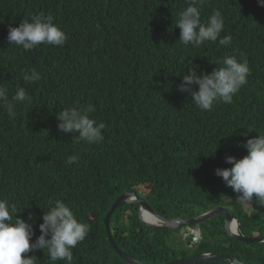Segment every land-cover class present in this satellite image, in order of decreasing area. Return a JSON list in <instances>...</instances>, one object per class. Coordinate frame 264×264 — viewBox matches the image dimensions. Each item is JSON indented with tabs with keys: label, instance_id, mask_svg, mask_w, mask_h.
<instances>
[{
	"label": "trees",
	"instance_id": "16d2710c",
	"mask_svg": "<svg viewBox=\"0 0 264 264\" xmlns=\"http://www.w3.org/2000/svg\"><path fill=\"white\" fill-rule=\"evenodd\" d=\"M202 5L203 11L216 9L224 16L221 37H232L227 47L218 41L187 48L179 43L175 13L186 7L185 0H0V85L7 87L9 99L19 87L31 97V103L17 104L15 117L0 101V199L15 205L14 220L32 225L30 243L41 234L49 202L61 200L78 221L90 225L72 250V264H127L108 243L104 219L121 194L139 195V190L167 219L230 207L241 234L264 235V207L254 200L255 208L244 205L245 211L236 202L238 194L216 175L217 169L231 167L227 156L247 155L240 145L264 132V7L258 0H204ZM41 12L67 34L66 44L30 51L9 44V26ZM241 53L250 74L231 104L203 111L192 101L196 84L180 90L184 76L210 74L224 56L239 59ZM30 68L40 72L39 81L23 80ZM77 103L93 106L90 118L105 124L101 142L86 144L76 139L78 133L58 128V113ZM73 154L80 159L66 164ZM184 228L145 227L137 204L118 207L110 219L115 244L141 264H165L195 248L264 264V243L230 238L223 217L200 226L199 245L193 243L195 235L188 241L178 235ZM191 228L197 227H186ZM247 249L257 250L260 261L250 262L253 253H243ZM24 255L51 264L46 251Z\"/></svg>",
	"mask_w": 264,
	"mask_h": 264
},
{
	"label": "clouds",
	"instance_id": "9594fccd",
	"mask_svg": "<svg viewBox=\"0 0 264 264\" xmlns=\"http://www.w3.org/2000/svg\"><path fill=\"white\" fill-rule=\"evenodd\" d=\"M203 2L204 0H185L186 7L175 13L178 17L175 26L180 29L179 43L187 48L189 44L199 47L205 42L218 41L220 47H227L232 37L228 34L221 37L225 28L224 16L216 9L212 12L203 11ZM258 4L264 7V0H258ZM7 40L11 45L30 51L42 44L63 47L68 36L53 23L50 15L41 12L21 21L19 26L10 25ZM29 71L31 75L27 72L22 75L25 82L35 83L41 79L40 72L35 68H30ZM249 74L248 61L242 53L239 59L237 55H227L223 57L221 66L210 74L197 76L190 73L184 76L180 90H188L193 83L196 84L198 90L192 92L194 105L200 110L211 111L217 103L231 104L234 96L246 85ZM0 101H6L7 114L15 117L17 104L31 103V97L24 87H19L9 99L7 87L0 85ZM93 111L91 105L82 106L77 103L68 107L57 115V119L61 121L58 128L64 132L78 133L76 139L86 144L99 143L103 139L102 130L105 124L90 118L89 114ZM240 146L246 148L247 155L239 159L227 156L226 163L231 167L217 169L216 175L238 194L236 202L255 208L253 205L255 200L264 207V132H258L255 137L248 138ZM79 159V154L70 155L66 159V164L71 165ZM16 211L15 205H10L6 198L0 199V264H36L37 259L34 256L22 257V254L32 252L34 249L46 251L51 264H57L58 261L72 264V250L85 240L90 225L78 221L74 211L63 201H50L48 210L42 217L43 223L39 225L41 234L35 242L30 243L33 235L32 225L23 219L14 220L13 213ZM184 229L181 230V235L186 238L191 235L192 228ZM199 234V239L197 236L193 237L194 245L201 242V230ZM234 260L236 264L242 262L237 257Z\"/></svg>",
	"mask_w": 264,
	"mask_h": 264
},
{
	"label": "water",
	"instance_id": "95a60500",
	"mask_svg": "<svg viewBox=\"0 0 264 264\" xmlns=\"http://www.w3.org/2000/svg\"><path fill=\"white\" fill-rule=\"evenodd\" d=\"M128 204H137L138 205V212H139V218L140 221L143 223L145 227L148 228H163L162 230H176L180 229L182 227H188V226H197L201 223H204L206 221L211 220L214 217L223 216L225 218L224 221V229L228 236L235 238L239 241L245 242V243H263L264 242V235L260 237H254V238H246L245 236H242L240 234L236 233L237 226L234 223V219L228 214V212L225 210L224 207H217L213 210H210L208 212H205L197 217L191 218V219H167L163 217L162 215H159L153 207H151L148 203V201L141 196H139L135 192H125L121 194L117 198V200L113 203L111 206L109 212L105 216V225H106V233L108 237V243L113 247L115 252L119 255L121 259L127 264H141L140 262L134 260L130 256L126 255L124 252H122L117 245L115 244L111 234H110V218L113 212L116 208L119 206H124ZM142 212H147L148 214H151L154 218H156V222L146 221L142 218ZM235 225V232L231 229V225ZM159 225V226H157ZM189 232V231H188ZM190 234H194L199 239L200 234L199 232L193 233L190 231ZM231 260V264H236V261L232 259V257L219 255V254H213V253H201L196 256H192L191 258H185V259H176L171 262L165 263V264H194V263H200V262H221L223 259H229Z\"/></svg>",
	"mask_w": 264,
	"mask_h": 264
},
{
	"label": "flooded vegetation",
	"instance_id": "af4514ba",
	"mask_svg": "<svg viewBox=\"0 0 264 264\" xmlns=\"http://www.w3.org/2000/svg\"><path fill=\"white\" fill-rule=\"evenodd\" d=\"M228 211H231V208L230 207H227L226 208ZM234 217V216H233ZM196 229H198L199 231H200V226H198ZM199 231H195V233L196 232H199ZM192 232L194 233V229H192ZM193 235V234H192ZM211 240H212V243L213 244H216V242L213 240V239H209L208 241L209 242H211ZM240 242V241H239ZM227 244H229V243H227ZM213 250H215V249H213ZM212 250H208V251H198L196 248H195V251L193 252V253H190V255H188L187 257H184V258H177V259H185V258H191L192 256H196V255H198V254H201V253H213V254H219V255H222L221 253H218V252H216V251H214V252H211ZM258 251L257 250H253V249H247V251H245V252H243V253H249V254H251V253H253V255H251V256H253L252 257V259L250 258V262H252L253 261V259L254 258H257V260L258 261H260V259L261 258H259L257 255H255L254 253H257ZM263 253H264V251H263ZM258 254V253H257ZM174 255V254H173ZM225 256H229V257H232L233 259H236V257H237V254L236 253H231V254H224ZM256 256V257H255ZM176 260V259H175ZM198 263V262H197ZM197 263H194V264H197ZM200 263H204V262H200ZM199 263V264H200ZM209 263H214V262H209ZM222 263L223 264H231V260L230 261H222ZM240 264H243L242 262H240ZM249 264H251V263H249ZM260 264H262L261 262H260Z\"/></svg>",
	"mask_w": 264,
	"mask_h": 264
},
{
	"label": "bare ground",
	"instance_id": "6f19581e",
	"mask_svg": "<svg viewBox=\"0 0 264 264\" xmlns=\"http://www.w3.org/2000/svg\"><path fill=\"white\" fill-rule=\"evenodd\" d=\"M42 47H44V45L42 44V45H40V46H38V48L37 49H39V50H41V49H43ZM12 53H14V49L11 51V54ZM120 207V206H119ZM117 209V208H116ZM225 210L228 212V210L225 208ZM208 212V211H207ZM228 214H229V212H228ZM201 215V214H200ZM112 216V215H111ZM199 216V215H198ZM138 217H139V212H138ZM195 217H197V216H195ZM218 217H223V216H218ZM233 219H234V223L236 224V226H237V230H236V233L237 234H240V235H242V236H244L243 234H241V232H240V230H239V224H238V222H237V220H236V218H234L233 216H231ZM142 218L144 219V220H146V221H151V222H156V218H154L153 216H151V214H148L147 212H142ZM194 218V217H193ZM214 218H217V217H214ZM214 218H212V219H214ZM224 218V217H223ZM111 219V218H110ZM191 219V218H190ZM211 219V220H212ZM105 220V219H104ZM139 220H140V218H139ZM224 221H225V218H224ZM207 222V221H206ZM105 223V222H104ZM142 223V222H141ZM205 223V222H204ZM143 224V223H142ZM203 223H201V224H199V225H197V226H195V227H198V226H201ZM157 226H159V225H157ZM105 228H106V225H105ZM149 229H152V230H155V229H161V228H149ZM163 229V228H162ZM231 229L235 232V225L234 224H232L231 225ZM199 231L198 229H194V233H195V231ZM225 230V229H224ZM225 233H226V231H225ZM227 234V233H226ZM192 235V234H191ZM194 235V234H193ZM261 236H263V235H261ZM230 237V236H229ZM246 237V236H245ZM255 237H260V236H255ZM230 238H232V237H230ZM246 238H250V237H246ZM254 238V237H253ZM233 239H235V238H233ZM251 239V238H250ZM235 240H237V239H235ZM239 241V240H238ZM240 242H242V241H240ZM253 243H255V242H253ZM264 243V242H263ZM222 261H230V258L229 259H223V260H221V262ZM204 263H206V262H204Z\"/></svg>",
	"mask_w": 264,
	"mask_h": 264
},
{
	"label": "rangeland",
	"instance_id": "374dc122",
	"mask_svg": "<svg viewBox=\"0 0 264 264\" xmlns=\"http://www.w3.org/2000/svg\"><path fill=\"white\" fill-rule=\"evenodd\" d=\"M145 192V191H144ZM139 196L141 195V197L144 195V193L142 192V191H140L139 190ZM244 206V205H243ZM244 210L246 211V210H248V208L246 207V206H244ZM185 231V229L182 231V233ZM175 234L174 233H171L170 234V239H174V236ZM178 235H181V232L180 233H178ZM179 237V236H178ZM187 237V236H186ZM183 239H185V240H187L188 241V238H183ZM166 243H169V241H168V238H167V240H166ZM223 264V263H222Z\"/></svg>",
	"mask_w": 264,
	"mask_h": 264
}]
</instances>
